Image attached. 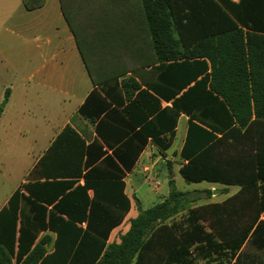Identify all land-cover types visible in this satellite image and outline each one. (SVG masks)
Segmentation results:
<instances>
[{"label":"trees","instance_id":"16d2710c","mask_svg":"<svg viewBox=\"0 0 264 264\" xmlns=\"http://www.w3.org/2000/svg\"><path fill=\"white\" fill-rule=\"evenodd\" d=\"M44 1L21 0L27 10L42 6ZM59 3L92 82L108 75L95 73L84 49L119 44L121 38L106 34L105 29L138 5L145 49L153 51V58L145 63L155 60L159 62L156 70L171 75L169 81L162 79L148 86L161 98H171V105L159 110L124 145L140 149L147 136L161 144L158 134L164 130H169L165 138L169 142L179 113H185L188 128L180 155L187 161L179 168L182 178L236 184L239 190L224 202L198 205L200 199L210 196V189L182 191L169 179L166 196L145 209L137 204L128 229L119 234L117 242L106 244L105 237L77 223L86 219L87 189L93 191V202L114 209V224L123 218L128 200L122 193L123 174L118 166L109 156L83 173L80 164L50 162L47 167L54 171L44 173L52 179L21 183L0 210V264H159L158 257L168 258V254L170 263L161 259L160 264H192V250L203 257L222 254L229 264H252L241 262V258L250 254L251 244L264 247L263 223L257 222L264 208V0ZM133 86L139 87L137 83ZM65 131L73 140L65 138ZM63 138L64 153L73 150L75 143L83 152L82 139L68 128L55 139L40 164L55 153ZM79 176L83 184L74 186L75 181L68 179ZM20 190L28 191L29 196ZM77 193L83 199H76ZM31 197L47 204L59 199L45 219L44 205ZM236 203L242 205L240 211L232 207ZM247 206L257 213L243 212ZM177 215H181L178 221L173 219ZM47 227L56 234L50 252L49 234L34 242Z\"/></svg>","mask_w":264,"mask_h":264},{"label":"crops","instance_id":"0c3cea01","mask_svg":"<svg viewBox=\"0 0 264 264\" xmlns=\"http://www.w3.org/2000/svg\"><path fill=\"white\" fill-rule=\"evenodd\" d=\"M5 5L1 11L4 18L0 21V64L12 70L14 76L0 92V100L6 97L0 111V164L16 167V171L7 179L13 183L11 188L0 187V210L8 205L10 196L21 183L52 179L44 173L54 171L47 167L50 162L80 164L83 173L109 156L123 174L120 180L128 209L114 224V209L93 202V191L87 189L86 219L77 225L105 237L106 244L117 242L119 234L128 229L129 219L137 214V204L145 209L142 201L150 196L161 201L168 192V180L173 179L175 184V172L179 173V168L187 161L180 155L188 128V116L182 112L172 128L169 142L165 139L169 130H164L158 134L161 144L147 136L140 149L137 145H124L159 110L171 105V98H161L148 86L162 79L169 81L171 75L156 70L159 62L155 60L145 63L147 58H153V51L145 49V28L138 5L135 11L127 9L105 29L106 34L121 38L119 44L84 49L85 59L95 73L108 75L107 79L97 82L90 78L59 0H45L42 6L31 10L25 9L21 0H9ZM134 83L139 87L135 88ZM68 128L82 139L83 152L75 143L71 147L73 150L64 153L66 139L63 138L55 153L47 157L46 163L40 164L55 139ZM102 134L105 139L101 138ZM63 135L73 140L70 133ZM68 179L75 181L74 186L83 184L81 176ZM204 182L208 185L201 188L211 190L210 196L204 198L206 203L224 202L239 190L236 184ZM19 193L29 196L26 190ZM75 197L81 200L84 196L77 193ZM31 199L44 205L47 219L49 210H53L59 198L49 204L38 198ZM232 207L240 211L242 205L236 203ZM243 212L255 214L257 210L247 206ZM173 219L176 220V216ZM259 221L264 229V208L258 213ZM42 234H49L47 252L52 251L55 232L47 227L38 233L34 242ZM249 248L250 254L243 256L241 262L264 264V247L251 244ZM161 259L170 263V254L168 258L159 256L158 261Z\"/></svg>","mask_w":264,"mask_h":264},{"label":"rangeland","instance_id":"374dc122","mask_svg":"<svg viewBox=\"0 0 264 264\" xmlns=\"http://www.w3.org/2000/svg\"><path fill=\"white\" fill-rule=\"evenodd\" d=\"M6 1H9V0H0V21L3 17V14H2V8L4 6H6ZM234 1H237V0H234ZM2 39H0L1 41ZM14 76V72L12 70H9L7 68H5L4 66H2L0 64V92L8 86V84L10 83V81L12 80ZM6 97H2L1 100H0V104L5 100ZM177 141L174 143V147L177 145ZM16 171V167H7L5 166L4 164H0V187L2 186V188L5 190L11 188L12 186V181H8L7 179L12 177L13 176V171ZM176 174V177H175V185L177 187V189L179 190H182V191H190L194 188H199V189H202L204 188V186H207L208 183L207 182H204V181H201V182H192V183H189V182H186L182 177L181 175L178 173V172H175ZM18 177V172H16L15 174V179ZM202 187V188H201ZM206 200L207 199H200L198 201V205H204V203H206ZM160 200L158 198H155V196H150L146 199H144L142 201V204H143V208H148L150 207L151 205L155 204L156 202H159ZM181 219V215H177L176 216V220H180ZM203 225L207 228V221H202ZM191 256H192V259H193V262L192 264H229V261L226 259V257L224 255H216V254H213V255H207V254H204V257L200 254H196L195 250H192L191 251Z\"/></svg>","mask_w":264,"mask_h":264},{"label":"water","instance_id":"95a60500","mask_svg":"<svg viewBox=\"0 0 264 264\" xmlns=\"http://www.w3.org/2000/svg\"><path fill=\"white\" fill-rule=\"evenodd\" d=\"M5 101V100H4ZM4 101L0 104V107H3L4 106Z\"/></svg>","mask_w":264,"mask_h":264}]
</instances>
